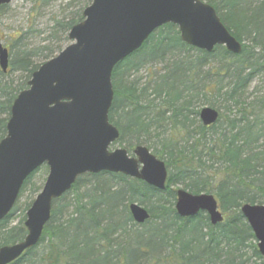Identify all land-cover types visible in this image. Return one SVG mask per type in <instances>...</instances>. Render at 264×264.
Here are the masks:
<instances>
[{"label":"trees","instance_id":"obj_1","mask_svg":"<svg viewBox=\"0 0 264 264\" xmlns=\"http://www.w3.org/2000/svg\"><path fill=\"white\" fill-rule=\"evenodd\" d=\"M32 1L39 8L54 0ZM201 1L215 9L242 44L239 55L223 46L210 53L189 47L178 29L167 24L112 73L109 121L120 133L115 144L128 152L145 146L163 161L168 171L165 191L121 174L82 175L53 202L39 243L12 264H264L240 214L243 204L264 205V94L254 93L247 102L249 86L264 73V0ZM88 5L86 0L69 20H56L52 34L62 32L67 40ZM26 39V33L16 34L5 46L9 59L7 72L0 69V141L14 99L27 89L33 72L63 49L45 45L30 50ZM35 57L43 62L38 64ZM147 64L163 65L151 93L149 83L139 89L128 80L131 70L138 72ZM16 74L21 76L14 81ZM203 106L219 112L215 124L202 125ZM179 187L214 195L224 221L213 226L205 213L180 218L174 208ZM67 196H72L69 202ZM131 203L148 211L145 223L133 221ZM10 217L0 222V247L21 242L27 234L24 218L9 226ZM43 244V252L35 255Z\"/></svg>","mask_w":264,"mask_h":264},{"label":"water","instance_id":"obj_2","mask_svg":"<svg viewBox=\"0 0 264 264\" xmlns=\"http://www.w3.org/2000/svg\"><path fill=\"white\" fill-rule=\"evenodd\" d=\"M14 0H0V8ZM83 20L69 33L70 44L33 72L28 88L14 99L0 141V221L12 211L27 178L42 165L45 183L26 212L27 234L21 242L0 247V264H12L35 247L51 217L52 204L85 174L111 173L142 181L163 192L165 163L145 146L129 153L111 149L119 139L109 121L116 65L137 52L159 28L176 26L187 46L210 53L216 46L239 55L242 44L222 23L215 9L201 0H90ZM8 50L0 41V69H8ZM219 112L204 107L203 126L217 122ZM141 225L150 215L137 203L129 205ZM175 212L193 218L204 212L211 225L223 222L212 194L175 190ZM240 214L250 227L264 257V205L243 204Z\"/></svg>","mask_w":264,"mask_h":264},{"label":"rangeland","instance_id":"obj_3","mask_svg":"<svg viewBox=\"0 0 264 264\" xmlns=\"http://www.w3.org/2000/svg\"><path fill=\"white\" fill-rule=\"evenodd\" d=\"M85 3L86 0H54L48 5L36 8L32 0H14L5 7V10L0 17V41L3 46L7 47L10 39L14 35L26 33L27 39L25 44L28 49L30 48V50H35L36 48L43 47L45 45L60 46L65 48L70 44V42L68 38L67 40L63 39L64 35L62 32H59L56 36L52 34L55 31H52L54 22L56 20H69L75 17ZM189 54L193 56L195 52L191 51ZM34 61H38V64L43 62L38 60L36 57ZM162 67V64L144 65L138 72L131 70L128 80L131 82H137V87L139 89L149 83L150 85H147L149 89L148 93H151L150 89L153 87L151 84L153 80L155 78L157 79V77L161 74L160 70L163 69ZM20 76V74H16L12 77V79L17 81ZM254 93L256 96L264 94V73L258 75L249 86L247 94L250 97L247 102L253 99L255 96ZM204 107L205 106L200 107L199 111ZM124 122L125 120L122 119L123 124ZM122 146L125 147V143ZM119 147H121L119 144H115L112 146V149ZM47 175L48 168L46 165H42L31 175L23 192L16 201L14 209L11 213L9 226L18 224L23 218L25 220L26 212L36 199L37 195L40 193ZM71 197L72 196H67L66 202H69ZM66 210L69 211V209ZM223 215L225 216L224 213ZM44 247V244L40 245L34 254L38 255L40 252H43Z\"/></svg>","mask_w":264,"mask_h":264}]
</instances>
